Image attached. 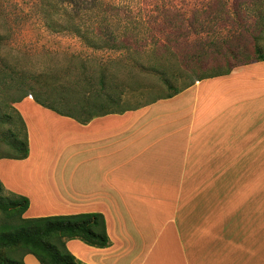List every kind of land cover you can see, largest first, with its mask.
Listing matches in <instances>:
<instances>
[{"label":"crops","instance_id":"0c3cea01","mask_svg":"<svg viewBox=\"0 0 264 264\" xmlns=\"http://www.w3.org/2000/svg\"><path fill=\"white\" fill-rule=\"evenodd\" d=\"M15 107L30 153L1 158L0 180L30 199L26 217L103 213L112 243L69 240L81 261L264 264V61L86 123L32 95Z\"/></svg>","mask_w":264,"mask_h":264},{"label":"trees","instance_id":"16d2710c","mask_svg":"<svg viewBox=\"0 0 264 264\" xmlns=\"http://www.w3.org/2000/svg\"><path fill=\"white\" fill-rule=\"evenodd\" d=\"M42 9L45 25L51 31L72 33L92 49L125 51L133 62L100 65L97 77L83 71L77 84L88 91L85 103L74 110L64 107L63 101L45 100L44 94L58 90V86L27 89V76L15 80L19 71L3 62L0 73L4 86L13 78L26 91L8 101L3 119L8 129L2 140L13 153L0 155V159H24L30 153L27 125L15 107L28 95L61 115L86 123L102 114L132 108L113 110L109 106L118 103L127 88L147 89L146 84L135 86L133 80L143 73L155 75L160 84L171 89L159 97L167 98L196 81L264 61V0H212L191 15L174 12L165 4L151 12L164 15L150 19L125 16L111 0H43ZM138 9L130 8L125 13H142ZM31 76L37 78L39 73L32 72ZM175 81L181 85L176 86ZM91 90L96 91L94 97ZM29 205L27 196L8 191L0 180V264H26L27 254H33L41 264H87L69 250V240L80 239L98 248L112 243L103 213L26 217Z\"/></svg>","mask_w":264,"mask_h":264},{"label":"rangeland","instance_id":"374dc122","mask_svg":"<svg viewBox=\"0 0 264 264\" xmlns=\"http://www.w3.org/2000/svg\"><path fill=\"white\" fill-rule=\"evenodd\" d=\"M111 1L121 7L123 15L142 16L144 19L164 15V13H151L156 11L159 5L166 4L167 8H173L174 12L191 15L194 10L206 7L212 2V0ZM42 3L43 0H0V69L3 67V62L7 61L12 68L19 71L15 75V80L27 76V89L30 90L37 91L41 85L58 86V90L51 89L44 94L45 100L51 103L63 101L64 107L74 110L75 107L85 103L86 91H88L83 84H77L83 71L97 77L96 72L100 65L112 67L118 61L131 65L133 60L125 51L92 49L72 33L51 31L45 25ZM130 8H139L138 11L142 13H125ZM32 72L39 73V77L33 78ZM133 80L135 86L146 84L147 89L131 91L127 88L122 99L109 108L118 110L138 106L156 100L171 91L166 85L160 84L159 79L152 74L143 73L140 78L138 76ZM174 84L179 86L181 82L175 81ZM24 91L26 87L14 83L13 78H10L7 86H4L0 73V155L13 153L12 147L2 140L8 129L3 119L10 98H17ZM90 93L94 97L93 93L95 94L96 91L91 90ZM8 112L11 110L9 109ZM195 202L192 214L197 219L201 218V194L196 195ZM181 215L179 216L183 218L184 215ZM185 216L189 217L188 213ZM187 224L189 231L192 234L198 232V237L201 238V224L194 226L192 220L186 219L184 225ZM181 228L183 232L184 227ZM169 248L174 252L179 247L174 243ZM168 260L171 261L170 258Z\"/></svg>","mask_w":264,"mask_h":264}]
</instances>
